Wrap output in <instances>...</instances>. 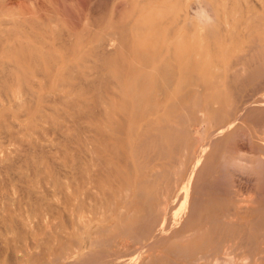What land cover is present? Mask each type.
Here are the masks:
<instances>
[{"label": "bare ground", "instance_id": "6f19581e", "mask_svg": "<svg viewBox=\"0 0 264 264\" xmlns=\"http://www.w3.org/2000/svg\"><path fill=\"white\" fill-rule=\"evenodd\" d=\"M140 1L146 4L152 0ZM72 3L0 0V118L11 120L20 134L12 143L0 146V164H22L30 158L26 170L33 173L39 188L43 187L42 198L48 201L43 214L36 217L27 213L22 220L32 232L29 243L20 242L26 248L24 257L22 245L19 256L13 251L17 264H24V260L43 264L46 255L55 257L45 264H105L122 259L119 252L125 244L109 253L107 243L110 246L116 237L133 240L152 225L158 233L167 230L175 217L172 208L183 207L187 201L188 220L175 234L174 245L182 239L194 242L215 230L241 228L233 222L247 208L239 188L233 189L232 208L217 212L219 218L213 214L203 226L195 225L202 219L197 209L205 200L198 165L207 149L217 146V136L226 127L215 123L219 116L216 104L224 90L233 83L236 86L242 80L264 76V37L255 38L253 31L246 35L238 32L240 23L232 19L233 26L227 29L229 17L221 22L218 14L228 6L226 1L218 6V0H162L151 5L154 10L144 17L110 21L108 26L101 14L94 17L92 25V18L77 14ZM239 5L234 1L232 7L239 10ZM246 10L250 15L244 30L248 32L259 15L252 4ZM208 26L216 27L212 42L203 32ZM188 29L192 31L185 32ZM142 30L148 31L142 34ZM232 47L233 67L226 60ZM106 70L110 72L107 77ZM227 73L231 85L219 81ZM248 100L241 102L240 118L243 112L247 117L264 106V91L254 103ZM258 134L264 142V128ZM256 154L253 163L259 169L264 147H258ZM135 157L143 158V165L134 163ZM47 159L57 161L55 165L62 169L63 186L58 187L59 176L58 186L50 180ZM42 175L47 178L42 179ZM20 189L14 187L13 194L19 195ZM71 201L86 202L90 208L73 210L69 208ZM59 204H63L62 213L54 208ZM5 207L0 215L12 210ZM258 210L264 216V207ZM65 216L69 226L58 223L57 219ZM168 252L181 255L189 264H229V253L227 258H217L210 253L184 252L176 246ZM157 258L139 264H176Z\"/></svg>", "mask_w": 264, "mask_h": 264}, {"label": "rangeland", "instance_id": "374dc122", "mask_svg": "<svg viewBox=\"0 0 264 264\" xmlns=\"http://www.w3.org/2000/svg\"><path fill=\"white\" fill-rule=\"evenodd\" d=\"M18 1L24 4H29L31 2V0H23V1L18 0ZM222 1H226L228 6L226 7L224 11L219 10L218 12L219 18H221L220 19L221 22H223L224 18L227 19L229 17L227 21L232 19L240 23L239 25L236 26L238 32L240 33L244 32V34L246 35L249 33V31L250 32L253 31L251 35L255 36V38L259 36L264 37V31H263L264 29V10H260V7L264 8V0H253V1L252 0H230V1L222 0ZM222 1L218 0V6L219 4L222 5L221 4ZM234 1H238V3H240L239 10L235 7H232ZM72 2L74 3V4L72 3L74 6L73 8L76 11H78L77 14H80L81 16H83L84 14L85 15L87 14L89 15L90 18H92L89 20V22H91L92 25L94 24L93 23L94 17H96L98 14H101L104 19V25L108 26V23L110 21L119 23V21L121 20L131 21L132 18H133L132 20H136V18L144 17L147 15V13H149V11L154 10L153 8H151V5L156 4V3H162V0H152L146 4L141 3L140 0H72ZM78 2L79 4H81V6L78 4ZM125 4L127 5V7L125 6ZM249 4H252L254 8L258 9L257 13L259 16L257 20H254L255 23L252 25V27L247 32L246 31L247 28L244 30V21H246L247 17L250 15L246 10L247 5ZM83 6H84V9H82ZM81 12H83V14ZM207 12L208 14H213L212 10L211 11L207 10ZM237 12H239V14H237ZM114 13H115V16H114ZM231 21H229V24L227 26L228 27L227 29L229 30L233 26ZM131 24L132 23H129L128 25H131ZM215 28L216 27L214 26L213 27L208 26L205 30H203V32L204 31L206 32L207 34L206 39L209 42H212L216 38ZM147 31L142 30L140 32L142 34H146ZM191 31L190 29L185 30V32H191ZM238 39L241 40L240 38ZM169 40H171V36H170V39H167V42ZM237 43H240V42H237ZM238 46L239 45L237 44V47ZM234 50L235 48L232 47V50L230 51L229 56L226 59L227 61H230V66L232 67L234 64L233 62L234 52H235ZM212 55H215V54L212 53ZM109 73L110 72L108 70L104 72L106 77L109 75ZM228 75H230V73H227V76L224 78H221L219 81H221L222 83H225V84L228 83L231 85L232 83H230L229 81L230 77ZM262 77H260L261 79L257 77L254 81L242 80L236 83V86H235V83H233L232 84L233 86H230L229 88L224 90L225 92L223 93V95L220 96L223 102L220 100L219 104H216V106L218 105L217 107L219 108V111L217 113L219 116L217 115L218 121L216 120L215 123L218 125L224 123L226 127L225 129L221 130L220 132L221 134L219 133L217 136L218 137L217 146L215 148L207 149L205 154L200 157V162L198 165L200 169L198 179H200L199 181L202 186V191L204 195L203 200L204 199L205 200L204 201L202 200L203 202L201 203V206L197 209L199 219L200 217L202 219L200 221H196L195 225L203 226L213 214H216L215 217L219 218L220 215L217 214V212L225 211V210L232 208L235 203V195L233 194V189L239 188L242 192L241 193L242 197L244 195V199H245V202L243 203V205H247V208L246 209L244 208L245 210L242 209L244 211L242 214H239L238 217L235 219L233 218V222L239 223L241 225V228H239L240 230L237 228L233 232H230V230L226 231L224 229L222 230L219 229V230H215L211 232L207 237H204V238L196 237L197 240L194 242H192V240H190L189 242L188 241L186 242L184 239H182L180 243L174 245L175 234L177 233L178 229L188 220V212L190 211L189 209L190 203L187 201L183 207H181L180 205L179 206L177 205L175 206V208H172V212L175 213V217H174V221H171V222L169 221L170 226L167 230L162 231L161 233H158L157 229L154 231L152 230L153 226H155V225H152V226H148L145 232H143L141 235L137 236L133 240H130L128 238L125 239L124 237H116L112 241H110V246L107 243L106 247H109L107 248L108 249L107 252L109 253L116 252L118 248L120 249L121 245L123 244H125V246L123 248L124 251L119 252L120 254L119 256H122V259L119 258V259H115L112 261H107L105 264H122L121 261H132V262L136 261V263L139 264L142 261L146 262L147 260L154 259L155 257H158L157 259H159L160 261H169V262H174L176 264H189L184 261L181 255L177 253L168 252V250L174 249V246L182 249L184 252L210 253L212 254L211 255L212 257H217V258H221L222 256H223L222 258L228 257L229 264H232V263L233 264H264V250H261V249H264V245H261V240H263L264 238V235L262 236V234H264V216H260L259 214L260 211L258 210V207L260 206L264 207V197H263L264 191H262L264 189L263 188L264 165H262L264 163L263 162L264 156L260 155L263 158L261 157L259 158V159H262L261 160L262 164L261 163L259 164L261 169L254 168L255 163H253L254 157L257 156L256 154L257 148L264 147V142L262 141V139L260 140L261 135L258 134L264 128V119H262L264 116V106L259 108L256 105L258 109H255L256 110L255 112H253L251 115L247 117H245L244 115L245 112H243V116H241L240 118V115L242 114L241 102L243 103L244 100H248L249 97H251L250 100H248V103L252 104L255 102V99H257L259 96H262L263 91H264V76ZM248 81L249 83L250 82L251 83L247 84L246 82ZM231 87L233 88L231 89ZM106 89H107V86H106ZM237 97L239 98L236 99ZM227 98L229 100H227V102L225 103V100ZM221 103L223 105L224 104L226 105L223 106L221 105ZM230 104H232V106L235 105V108L234 106L231 107ZM228 106L230 108H228ZM221 108H223V110ZM229 109H231L232 112ZM258 113H260V115H256ZM223 114H224V117H223ZM220 116H222V119ZM20 120L22 121V118ZM3 126H5L4 130H3ZM2 130L4 132H7L5 134H8V137L7 135H4V132ZM0 132H1L0 133V146H5L7 143H10V142L12 143L14 138L16 140L17 137L18 138L20 137V134L19 135L16 134V129L15 127H12L11 120L9 121V119L0 118ZM12 133H14L15 135ZM238 150H241V152H238ZM148 151L151 155L152 149L150 148ZM69 159L70 157L68 156L67 160ZM47 160L50 163L49 162L47 163L46 169L50 171V174L48 173L49 171L46 170V172L49 174V176H52L50 180H54V182L57 184L58 183L57 177L59 176L60 180L58 181L60 182L58 183L59 186L58 184L57 186L58 187H61V185L63 186L65 184L64 183L65 181H63L64 179L62 177L63 175L62 169L58 165H55L56 164L55 162L57 161L52 163L51 160L49 159ZM29 161L31 162L30 158H28V160L26 161H23L22 164L24 163L23 164L24 166L21 163H18L17 161L16 162L14 161L16 164L14 162L12 163L8 162L5 165L6 167L0 164L1 165V168H0L1 170L0 171V175H1L0 176V207L3 204L0 210L4 209L3 207H5V205L7 204L8 205L5 208H8L9 211L10 209H12L10 213L5 209L7 211L6 212L7 214L3 213V215H0V252L2 249V252L0 253V264H11L12 262H14L12 264H17L18 259L16 258H18V256L21 253L20 251H18V249L22 248L23 245H25L26 243H29L31 239L30 235H31L32 230H31V227H29V225H25V223L22 221L25 219L24 218L25 214L27 213H29L30 215L34 214V216L38 217L41 215V213L43 214L42 209H44V212L48 209V208H45V207H48L47 205L48 201L45 198H42L44 196L43 187L39 188V186L35 183V180L33 178L34 176H32L33 173L31 172V175H30V172L26 170L25 165H27ZM133 161L134 163L140 162L141 165H143L144 163V159L140 157H135ZM10 163L14 166H12ZM149 165L152 166L153 164L150 163ZM149 165L148 167H150ZM242 165H243V168H242ZM23 170H25L26 172ZM7 172H9L10 174L9 173L7 174ZM14 173H16L15 176H14ZM260 174H262V176ZM9 175H11L12 177L11 176L8 177ZM16 175L19 179L16 177ZM19 176L22 177V182ZM43 176L44 175H42V179L47 178L46 176L45 177ZM23 179L24 180L26 179V180L23 182ZM11 180H12V184L10 182ZM28 180H31V183L30 182L27 183ZM259 182H261L263 185L261 183L259 184ZM41 184H43V182ZM14 187L15 188L22 187V189H20L21 193H19V195L13 194ZM24 187L26 188V190L24 189ZM31 189L33 192L31 191ZM21 190H23V192ZM61 193L62 195H65L64 190L61 191ZM14 197H15V200L17 199L16 201L14 200ZM9 198H11L12 200ZM249 201L251 202L249 203ZM42 204H44L45 206ZM79 206H83L85 210H88L90 208L89 204L86 202H84L81 205L80 201H71L69 204V208H72L73 210L74 209L77 210ZM54 208H56L60 213H62L64 209L63 204H59L58 207L54 206ZM0 214H2L1 211H0ZM20 214L21 216H23V219L19 216ZM5 217L7 220L5 219ZM57 220L60 222H58ZM57 220L54 221L55 224L58 222V223L64 224L65 226H69L68 225L69 220H67L66 216L65 218L63 217L62 219H57ZM40 226L41 225L39 223L38 227ZM6 229H9V230H6ZM25 230H27L28 233L25 232ZM7 231L10 233H8ZM261 237L263 238L261 239ZM20 242L22 243L24 242L23 245ZM16 245L17 247H14ZM11 247L13 250L11 249ZM24 249L26 250V248L25 247L22 248V257H24V254H25ZM16 250L17 252H19V253H15V254H18V256L16 255L17 257H15V254L13 252ZM126 253L127 254L130 253L131 255L126 256ZM227 253H229L230 255L227 256ZM3 255L5 256L4 258H3ZM54 257L52 258V255L51 256L46 255L43 259V262L45 261L43 264H45L47 261L48 262L53 261L52 259H54ZM6 258L8 259V261ZM5 259L7 263L5 262ZM13 259L17 261L15 262V260ZM27 262L28 261L24 260L23 263L25 264ZM92 262L86 261V262H81L79 264H93Z\"/></svg>", "mask_w": 264, "mask_h": 264}]
</instances>
